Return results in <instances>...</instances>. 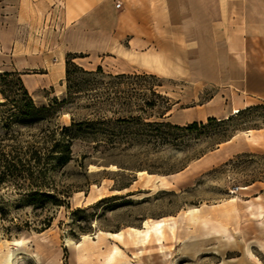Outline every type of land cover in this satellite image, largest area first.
I'll return each mask as SVG.
<instances>
[{"label":"rangeland","instance_id":"rangeland-1","mask_svg":"<svg viewBox=\"0 0 264 264\" xmlns=\"http://www.w3.org/2000/svg\"><path fill=\"white\" fill-rule=\"evenodd\" d=\"M20 15L0 12V72L43 84L26 89L36 106L55 110L42 127L0 125V146L30 149L43 129L73 121L97 127H83L71 162L48 175L62 206L34 208L16 186L0 184V264H264V101L128 72L103 55L71 61L84 72L73 74L62 105L69 54L56 41L61 12ZM45 42L52 61L40 77L27 66ZM208 118L224 123L184 133L178 145L161 144L143 125ZM193 208L200 211L184 215ZM158 221L162 234L144 238V223Z\"/></svg>","mask_w":264,"mask_h":264},{"label":"crops","instance_id":"crops-1","mask_svg":"<svg viewBox=\"0 0 264 264\" xmlns=\"http://www.w3.org/2000/svg\"><path fill=\"white\" fill-rule=\"evenodd\" d=\"M0 12H61L56 41L86 56L76 61L105 55L128 72L264 101V0H0ZM46 43L27 66L40 77L52 61Z\"/></svg>","mask_w":264,"mask_h":264},{"label":"trees","instance_id":"trees-1","mask_svg":"<svg viewBox=\"0 0 264 264\" xmlns=\"http://www.w3.org/2000/svg\"><path fill=\"white\" fill-rule=\"evenodd\" d=\"M82 55L69 54L65 61V75L68 86L67 100L61 104H66L72 99L70 83L75 72H84L83 69L71 61L74 58H81ZM71 58V59H70ZM119 78H126L125 75ZM74 99V98H73ZM58 106L57 100L54 102ZM255 106L247 107L241 112ZM54 106L38 107L27 91L18 72H0V125L10 127L12 124L23 126L42 127L48 123L50 116L53 115ZM134 120L129 116L128 120H117L121 124H129ZM230 120V118L228 119ZM98 121L102 122V119ZM103 121L101 124L106 125ZM213 123H224L215 118H208L207 124L193 122L185 126L174 125L170 122L144 123L149 128L148 134L161 144L178 145L179 139L184 133H189L206 128ZM84 128L91 131L96 129L94 121L83 123H71L69 127L56 126L53 130L41 129L43 136L39 142L30 149L6 148L0 146V184H13L20 191L21 200L24 204L34 208L45 206H62L57 198L56 188L49 183L48 175L63 169L72 160V143L76 136L82 133Z\"/></svg>","mask_w":264,"mask_h":264},{"label":"bare ground","instance_id":"bare-ground-1","mask_svg":"<svg viewBox=\"0 0 264 264\" xmlns=\"http://www.w3.org/2000/svg\"><path fill=\"white\" fill-rule=\"evenodd\" d=\"M25 84H26V86L29 88V89H34L35 88V83H32V82H30L29 81V79H25ZM237 113H239V110L238 109H234L233 110V114H237ZM234 199H231L230 201H233ZM200 211V209H198V208H193V209H189V210H187L185 213H184V215H191V214H193V213H198ZM204 223L205 224H208V222L206 221V220H204ZM163 227H164V224H163V222H161V221H158V222H156V223H154V225H152V226H149L148 225V223L147 222H145L144 223V231H143V236H144V238H146V239H148L149 237H150V234L152 233V232H154L155 234H157V235H161L162 234V229H163ZM131 230H133V231H137V230H135V229H133V228H131ZM138 233H140V231H137ZM216 234H218V232H215ZM113 237H117V238H121V233H118V234H114V235H112ZM114 252L117 254V252H118V250L115 248L114 249Z\"/></svg>","mask_w":264,"mask_h":264},{"label":"built area","instance_id":"built-area-1","mask_svg":"<svg viewBox=\"0 0 264 264\" xmlns=\"http://www.w3.org/2000/svg\"><path fill=\"white\" fill-rule=\"evenodd\" d=\"M116 7L117 8L120 7V3L119 2L116 3Z\"/></svg>","mask_w":264,"mask_h":264}]
</instances>
